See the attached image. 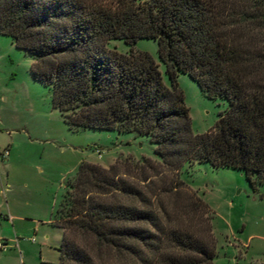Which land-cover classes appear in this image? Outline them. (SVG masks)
<instances>
[{
	"label": "trees",
	"instance_id": "obj_1",
	"mask_svg": "<svg viewBox=\"0 0 264 264\" xmlns=\"http://www.w3.org/2000/svg\"><path fill=\"white\" fill-rule=\"evenodd\" d=\"M0 35L31 55L71 132L155 145L157 160L78 165L52 216L58 264H213L214 212L180 173L207 162L264 184V0H0ZM140 39L157 42L170 86ZM180 73L227 102L206 133L192 130Z\"/></svg>",
	"mask_w": 264,
	"mask_h": 264
},
{
	"label": "rangeland",
	"instance_id": "obj_2",
	"mask_svg": "<svg viewBox=\"0 0 264 264\" xmlns=\"http://www.w3.org/2000/svg\"><path fill=\"white\" fill-rule=\"evenodd\" d=\"M109 46L119 53L130 50L122 40H111ZM133 48L153 57L170 86L158 58L157 42L140 39ZM31 63L28 52L16 48L9 36L0 35V150L8 149L11 154L0 159V169L3 171L2 164L9 159L10 205L28 216L24 223L28 231L32 223L38 227L35 236L33 230L24 234L36 242L23 246L35 264H58L62 236L52 225V216L64 183L75 176L78 165L85 162L108 168L118 158L158 157L148 137L93 129L71 132L52 107L49 88L31 72ZM177 83L184 93L193 132L211 130L227 102L203 96L187 74L180 73ZM180 177L214 212L217 254L213 263H264V184L255 192L242 171L213 168L207 162L184 165ZM15 251L21 253L20 249L0 250V264H22L20 255L14 259Z\"/></svg>",
	"mask_w": 264,
	"mask_h": 264
},
{
	"label": "crops",
	"instance_id": "obj_3",
	"mask_svg": "<svg viewBox=\"0 0 264 264\" xmlns=\"http://www.w3.org/2000/svg\"><path fill=\"white\" fill-rule=\"evenodd\" d=\"M2 150H0L1 152ZM11 154L9 153L8 156ZM1 161H3V158L0 155ZM11 167V163L9 162V159L4 161L2 164V169H0V239L3 240L7 245V249L17 250L20 249L21 253H17L15 251L13 253L14 259L18 260V255H20L22 264H35V262L30 253L25 249L23 246L24 244L31 243L32 239L25 237L24 234L29 235V233L33 230V234L35 236L36 228L37 226L31 225V228L29 231L27 230V227L24 226V223L26 222V218L28 216L18 214L14 207L10 205L11 199H10V181H9V168ZM10 201V202H9ZM20 213V212H19ZM27 230V231H25ZM34 239V238H33ZM26 240V241H25ZM36 240L34 239L32 243H35ZM61 243V241H60ZM60 245V244H59ZM39 259L41 260V250L39 249ZM40 264H47L45 262H41ZM216 264V263H213ZM263 264V263H260Z\"/></svg>",
	"mask_w": 264,
	"mask_h": 264
},
{
	"label": "built area",
	"instance_id": "obj_4",
	"mask_svg": "<svg viewBox=\"0 0 264 264\" xmlns=\"http://www.w3.org/2000/svg\"><path fill=\"white\" fill-rule=\"evenodd\" d=\"M8 149H3L1 152H0V155L2 158H6L8 156ZM34 239H32L33 241ZM8 248V245L0 239V250H5Z\"/></svg>",
	"mask_w": 264,
	"mask_h": 264
}]
</instances>
